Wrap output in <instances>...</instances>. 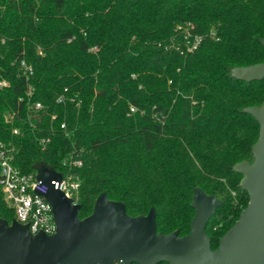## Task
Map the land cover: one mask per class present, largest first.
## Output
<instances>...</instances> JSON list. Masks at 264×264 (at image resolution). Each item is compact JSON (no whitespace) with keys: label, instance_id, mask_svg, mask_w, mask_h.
<instances>
[{"label":"trees","instance_id":"trees-1","mask_svg":"<svg viewBox=\"0 0 264 264\" xmlns=\"http://www.w3.org/2000/svg\"><path fill=\"white\" fill-rule=\"evenodd\" d=\"M263 39L264 0H0V140L25 173L77 178L80 218L105 190L186 235L203 188L221 200L215 249L249 201L233 166L254 158L244 108L264 101V78L232 68L264 61ZM0 217H15L1 185Z\"/></svg>","mask_w":264,"mask_h":264},{"label":"water","instance_id":"water-1","mask_svg":"<svg viewBox=\"0 0 264 264\" xmlns=\"http://www.w3.org/2000/svg\"><path fill=\"white\" fill-rule=\"evenodd\" d=\"M232 74L247 81L262 79L264 61L234 67ZM244 111L260 124L253 160L233 166L243 174L240 185L249 192V201L217 248H212L207 226L221 200L201 187L193 193L196 212L190 232L162 233L157 231L155 206L132 216L123 201L110 199L105 190L92 213L80 218L82 204L52 183L61 180L62 173L38 162L36 177L49 187L45 198L53 206L57 231L33 233L15 218L9 222L0 217V264H264V101Z\"/></svg>","mask_w":264,"mask_h":264},{"label":"built area","instance_id":"built-area-1","mask_svg":"<svg viewBox=\"0 0 264 264\" xmlns=\"http://www.w3.org/2000/svg\"><path fill=\"white\" fill-rule=\"evenodd\" d=\"M187 37V36H186ZM201 41L200 36H196L193 46L195 48ZM8 81L0 77V86L7 85ZM40 108L42 104H35ZM65 127V124H61ZM18 132V129H14ZM49 139H42L46 143ZM14 147L7 146L0 140V185L5 195L7 203L15 211V219L27 224L33 233L44 231L53 234L57 231V223L52 204L45 198L48 191V185L37 179V172L25 173L18 168L14 162ZM76 163H81L80 160ZM52 183L56 188L65 192L68 197H72L74 202L77 199L79 181L73 175L68 177L62 176L61 180L53 179ZM121 263V262H115ZM122 264V263H121Z\"/></svg>","mask_w":264,"mask_h":264}]
</instances>
